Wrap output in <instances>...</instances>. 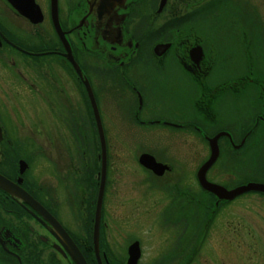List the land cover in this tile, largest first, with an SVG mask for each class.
Segmentation results:
<instances>
[{
	"label": "flooded vegetation",
	"instance_id": "flooded-vegetation-1",
	"mask_svg": "<svg viewBox=\"0 0 264 264\" xmlns=\"http://www.w3.org/2000/svg\"><path fill=\"white\" fill-rule=\"evenodd\" d=\"M163 1L57 0L54 8L51 0H0V178L9 184L0 185V264H77L79 253L87 264H264V194L250 192L258 197L255 218L233 221L229 210L218 216L231 201L198 184L207 140L220 129L203 137L181 131L188 137L172 136L182 146L168 157L146 148L136 160L149 154L156 169L138 161L144 172L128 174L133 184L118 180L109 122L202 129L216 121L212 106L220 98L228 103L220 108L228 136L217 139L206 181L233 189L241 183H229L246 175L248 153L264 152V0ZM84 78L106 141L101 196ZM224 90L231 94L219 98ZM81 111L96 131L95 172L71 146V136L79 143L83 133ZM199 112L202 123L194 119ZM54 117L65 131L59 141ZM57 144L66 161L60 171L52 161ZM221 159L239 171L210 175ZM41 160L48 172H38Z\"/></svg>",
	"mask_w": 264,
	"mask_h": 264
},
{
	"label": "rangeland",
	"instance_id": "rangeland-1",
	"mask_svg": "<svg viewBox=\"0 0 264 264\" xmlns=\"http://www.w3.org/2000/svg\"><path fill=\"white\" fill-rule=\"evenodd\" d=\"M262 6H264V3L262 4ZM264 17V16H263ZM263 22H264V18H263ZM264 72V71H263ZM263 72L260 73L259 70H257V74H262ZM263 75H261L260 80L263 79ZM216 82V80H211V83ZM252 88V87H251ZM230 90V89H228ZM228 90H224L219 91L221 93V95L219 96L222 97H228L229 94H231V91ZM71 98L73 101L77 100L75 99V95L72 93ZM224 103V99L220 98L218 100L217 103H213V112L214 115H216L215 120L213 121L211 120L209 123H204L201 124V126L203 127L202 129L199 127L198 128H193V126L188 127L186 129H182V128H172L171 126H160V125H156V126H150V125H145L142 127H139V125H135L133 128H129V129H125L122 128L121 126H119L118 124H114V126L112 125L111 122H109L107 124L106 129L108 130V134H111V138L112 141H114V143H112V147L113 148H109L108 147V152L110 154H112V163H115L114 166H116V168H120V174L122 176L119 177V182L127 185L128 183H132V182H128V174H135V172L137 171H142L141 167H139V165L137 164V160H136V155L138 152L143 151L144 149H152L153 152L155 153H159L164 157H168V154L172 153V150L176 149V151H178V148H181L182 144H178L175 143V145H173V142L175 139L172 138V136H177L178 134H182V132H185L186 134H192V137H196L197 135L201 136H207V134L209 135L212 132H215L217 130L220 129V131H224L221 130L224 128L225 125H223V122L221 121L223 119L222 114H220V108L221 105ZM231 106L233 107V109L235 111H238L240 109V103H233L231 102ZM225 105H228L227 101L224 103ZM78 105V102H77ZM224 105V106H225ZM199 111L205 112L204 110L200 109ZM83 112H78L76 113V116L82 117L81 119H78V121H80L78 124L82 127V134H81V139L80 141H78L79 143H75L73 137L71 136V141H72V147L74 148V153L79 154V151H83V160H91L93 159V152H92V142H90V131H89V127H88V123L84 124L83 122ZM88 113V112H87ZM231 115H234L233 113H230ZM194 119H197L200 121V123H202V118L203 115L199 112L197 115H194ZM55 124H54V133L56 137V140L59 141L61 140V137L63 136V134H65L64 132V128L62 125V118L60 117H54L53 118ZM203 120H205L203 118ZM85 126H84V125ZM205 126L207 127L205 129ZM199 129V131H198ZM227 129V128H226ZM198 132V133H197ZM71 135V134H70ZM184 135V134H182ZM187 136L188 135H184ZM201 136V137H203ZM201 140V139H199ZM63 145V144H62ZM62 145L61 144H57L56 145V156L55 158H53V162L55 163L56 168L60 171L61 168L63 167V163H66L65 159L62 158V160L60 159V154L58 153L59 150H62ZM79 151H78V149ZM200 149V153H199V158L201 159L202 157H204L203 153H204V146L200 143L199 145ZM187 148V146H186ZM116 149V150H115ZM115 151L114 153H111ZM108 153V154H109ZM255 152L252 153V155ZM76 154V155H77ZM250 155L248 153V157H247V163H246V168L244 171L246 172V175H242L243 177L238 179V180H234L233 182L229 183V186H233V184L237 183H241L243 184L244 182L248 181V182H254V181H258L262 182L263 178L262 176H260L258 172H262L264 173V152L262 154V156H258L256 154H254L253 156ZM43 160H41L40 162L38 161V164L40 163V167L38 168V172H42V171H47L48 172V168L46 165V162L43 163ZM254 161V162H253ZM111 164V162H110ZM182 167V165H181ZM212 169L209 171V174H213L212 171H216L217 174H220L221 169H226L227 171H232V169H237V171H239L238 168H240L239 166L236 165H228L226 162V159H221L218 162H216V164L213 165V167H211ZM64 169V168H63ZM54 170V169H53ZM63 171V170H62ZM224 171V170H223ZM235 171V172H237ZM241 171V170H240ZM258 171V172H257ZM144 172V171H142ZM238 173V172H237ZM222 178V176H220ZM133 184V183H132ZM254 196V197H253ZM258 197H255V193H245L242 196L239 197H235V199H233V201H231L230 203H227L224 205V207L222 208V211L219 213L218 216L223 215V213L226 210H229V213H227L228 216H230L231 220H239L238 218H243V217H252L255 218V216H257L258 214L256 213V211L258 210V208H251L254 205H252L253 202H255V200H257ZM246 206V207H245ZM237 217V218H236Z\"/></svg>",
	"mask_w": 264,
	"mask_h": 264
},
{
	"label": "water",
	"instance_id": "water-1",
	"mask_svg": "<svg viewBox=\"0 0 264 264\" xmlns=\"http://www.w3.org/2000/svg\"><path fill=\"white\" fill-rule=\"evenodd\" d=\"M160 4H159V7H161V4L162 2H164L163 0H160ZM56 2L57 0H51V4L52 6H56ZM57 7V6H56ZM57 26L59 27L58 23H57ZM70 49V48H69ZM68 49V50H69ZM69 58L71 59V62L72 64L74 65V68L77 70L76 72L78 73V75L80 77H83L82 75V69L75 63L74 61V58L69 54ZM85 79V78H84ZM89 80L88 79H85L83 80V83H84V86H85V89H87L86 93H87V96H88V100H90V105H91V110H92V116H93V120H95V129L97 131V139L99 141V152L100 154H98V159H99V162H101L100 166H99V173L101 174L100 175V186H99V194H100V190H101V186L104 185L103 183V180H104V175H105V167H106V152H105V143L106 141H104V136H103V132L102 131V128H101V125H100V120H99V116H98V110L96 109V105H95V99L93 97V94H92V89H90L89 87ZM222 135H227V133H225L224 131H220L218 133H216L215 135H212L211 137L208 138L207 140V143H208V147H210L209 149V156H208V159L204 160L200 166H199V170H197V173H196V177L197 179L199 180L198 181V184L200 187L206 189L207 192L209 193H213L217 199V201H223V200H228V201H232L233 198L235 196H239L241 194H244V192H254V191H258L259 193H262L264 194V184H261V183H258L256 181L254 182H244L243 184L239 185V186H234L233 189H227L223 186H219L217 185L216 183L214 182H207L206 179H205V172L206 170L209 169V167L211 166V164L214 162V160H216L218 157V146L216 145V142H217V139L220 138V136ZM151 160V161H150ZM138 161L139 163L141 164L142 167H149V168H152V169H156L157 165L154 164V160L151 158V156L149 154H140L138 156ZM162 167V166H161ZM0 185L1 186H8L9 184L6 182L5 178H0ZM101 196V194H100ZM100 196H98V200H97V207H96V213H95V224L94 226L95 227V232H94V246L96 247V257L98 258V262L100 261V257H99V254H98V222H99V217L101 216L100 215ZM58 226L60 227V225L58 224ZM61 228V227H60ZM59 228V229H60ZM64 229L61 228L59 231L61 232V234L63 233V237L64 238H68L69 241H71L72 239L69 238V236L63 231ZM79 253V252H78ZM79 257H75L74 256V259H76V262L77 264H87L86 263V259L82 257V255L79 253L78 254Z\"/></svg>",
	"mask_w": 264,
	"mask_h": 264
},
{
	"label": "trees",
	"instance_id": "trees-1",
	"mask_svg": "<svg viewBox=\"0 0 264 264\" xmlns=\"http://www.w3.org/2000/svg\"><path fill=\"white\" fill-rule=\"evenodd\" d=\"M90 112H89V115H91ZM91 121H92V119H91ZM92 125H93V121H92L91 125H89V131H90L89 134H90V142H92V152H93L92 155H93V159H92V161L91 160H88L89 165H87V166L89 167V170H90V168L92 169V170H90L91 172H95L98 169V165H97L98 163L96 162V152H95L97 150V147H96V143L97 142H96V139H95V137H96L95 136L96 131L94 130V128H93Z\"/></svg>",
	"mask_w": 264,
	"mask_h": 264
}]
</instances>
